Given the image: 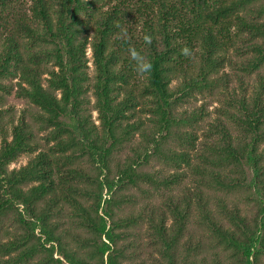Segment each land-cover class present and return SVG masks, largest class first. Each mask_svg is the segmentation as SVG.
<instances>
[{
	"label": "trees",
	"instance_id": "trees-1",
	"mask_svg": "<svg viewBox=\"0 0 264 264\" xmlns=\"http://www.w3.org/2000/svg\"><path fill=\"white\" fill-rule=\"evenodd\" d=\"M14 1L0 0L1 18ZM113 1L115 8L104 12L94 0H33L30 15H13L12 27L3 18L11 28L0 41V92L16 88L19 98L39 108L40 130L51 129L48 140L56 144L48 152L39 151L26 120L13 125L11 140L1 130L0 264H30L42 252L48 255L36 264H64L54 258L56 251L67 264L131 261L117 248L122 238L118 230L137 226L142 214L115 220L110 207L115 196L140 183L159 190L185 179L182 173L161 177L164 174L141 170L155 157L167 166L193 169L199 182L195 191L187 188L182 204L169 198L164 202L175 221L172 227L163 208L155 207L147 215L152 245L160 257L153 263H196L192 250L198 251V245L183 240L198 208L203 214L198 223L216 233L223 249L236 256L235 264H260L264 255L262 0H136L135 21L141 30L127 40L117 38L128 13L120 9L127 6L130 11L133 2L109 0ZM247 10L249 14L243 15ZM81 11H85L82 18ZM146 35L151 44L145 43ZM90 44L96 72L91 87L101 129L84 110ZM185 46L191 57L181 54ZM130 48L151 60L150 76L137 74ZM13 79L18 80L16 86L6 84ZM174 80H180L175 87ZM205 94L219 95L222 107L205 132L206 139L200 141L201 151L195 152L200 136L193 129L210 114L204 106L192 111L180 108ZM2 114L0 109V120ZM137 134L141 140L132 145L126 161L116 160ZM173 140L189 150L167 149ZM36 152L25 166L9 170L23 155ZM203 187L251 193L255 213L224 206L220 214L226 220L219 221L208 208ZM88 200L90 207L83 203ZM67 206L74 209L78 224L95 236L76 238L89 250L87 257L69 249L58 233L57 220ZM4 220L11 227L5 229ZM3 231L10 239L1 237ZM183 245L186 257L179 256ZM221 263L219 258L217 264Z\"/></svg>",
	"mask_w": 264,
	"mask_h": 264
},
{
	"label": "rangeland",
	"instance_id": "rangeland-1",
	"mask_svg": "<svg viewBox=\"0 0 264 264\" xmlns=\"http://www.w3.org/2000/svg\"><path fill=\"white\" fill-rule=\"evenodd\" d=\"M90 1V0H85ZM99 1L98 8L102 11H108L115 8L116 1L110 3L109 0H94ZM133 2V6L129 11L127 9H120L122 12L126 10L127 14L124 17V25L121 31V34L117 36L119 40H127L130 39L132 35L136 36L140 34L141 24L140 26H136V14L138 6L136 7V0H130ZM129 4V1L126 3ZM260 4H264V0L260 1ZM33 5V0H15L9 7H6V10L2 14L12 27L13 15H16L17 18L22 13H27L30 15V9ZM98 14V13H97ZM247 16L249 14V10L242 13ZM80 17L85 16V11H81L79 13ZM1 18L0 15V41L2 38L9 34L10 26H6L4 19ZM14 27V26H13ZM78 28V27H77ZM91 36V35H90ZM92 36L90 37V39ZM116 40V38H115ZM93 50L91 44L88 46L86 50V60L88 61L87 72L90 78V86L89 91L86 95L87 103L85 104L87 114H89L92 122L101 129L102 122L99 118V113L96 110V98L94 95L93 88L91 87L94 78H95V66H94V57ZM227 71H230L227 68ZM46 76L44 77V79ZM18 82L17 79H13L10 81H6V84L15 85ZM46 85L47 82L45 81ZM180 83V80H174L172 86H177ZM16 86V85H15ZM0 95L3 96V100L0 103V109L2 110V118L0 120V148L2 146V133L1 130H4L7 133V137L9 140L12 139V127L13 125H17L21 120H26V122L30 125L31 129L35 133V140H37V144H39V151H49V149L56 144L55 140L49 142V132L51 129L40 130L41 125L36 121V116L40 111L39 108L34 106L26 99H21L17 96L16 88L13 89L11 93L0 92ZM219 95L210 96L208 94L205 95H197L193 97L190 102L184 104L181 109H187L188 111H192L194 109H198L204 106L207 112L210 114V117H207L199 126L193 129V131L197 132L200 136L199 143L197 144V150L195 152L201 151L200 141L205 140V132L210 129L211 123L216 122L217 117L219 116V109L222 107L219 102ZM141 137L137 134L133 141L129 144L130 147L126 148L123 153L116 155V160L121 163L126 161V154L130 151L132 145H137ZM201 147V148H200ZM170 148L172 150H189L187 147L182 148L179 146V143L175 140L171 141L167 149ZM261 149H264V145H262ZM132 153V151H130ZM39 152L34 154H26L19 158L17 161L9 165V170H17L21 167L25 166L30 159L34 158ZM191 154H194V151H191ZM116 160H113V166L117 163ZM144 172H148L151 174H159L162 173L161 177H169L175 173H182L185 175V179L180 182L178 185L170 187V189L162 188L156 189L151 187V185L146 183H140L139 187H131L127 190L118 192L115 196V201L111 204V210L113 213V218L117 221L123 220L129 216H139L142 214V221L139 224L131 226V227H123L118 230V233L122 234L121 241L119 242L117 248L123 252L125 255L131 259V261H125V264H154L155 259H160L158 252L154 249L152 245L153 238L150 234V228L147 223V215L153 208H163L165 210L167 205H164V202L169 198L176 200V204L179 201H182V197L187 190L190 188L195 191V188L198 186L199 177H195V173L193 169L182 166L181 168H176L173 165L167 166L163 160H159L157 157L150 161L149 166H144L141 168ZM198 179V180H197ZM163 180V179H161ZM208 200V208L211 211V214L217 218L219 221H225L226 218L224 215L220 214V209L224 206H227L228 209L239 208L242 212L247 210L250 213H255V206L252 202L253 196L251 193H247L243 190L239 191H230L226 192L220 189L203 187ZM107 194V192L105 193ZM250 195V198H249ZM86 207H90L92 204V200H88L83 202ZM178 204H182L179 202ZM73 208L67 206L64 210V216L59 218L57 221L60 224L59 226V234H63L65 238V243L69 249L78 252L81 256L87 257L86 254L89 250L80 246L76 240L77 237H83L84 239L95 237L93 234H89L88 231L84 230L80 224H78L79 220L74 219L72 216ZM246 211V212H247ZM168 216V227H172L175 223L173 220L172 214L167 210ZM194 217L191 218L190 224L188 226V230L185 232L183 242H189L191 245L197 244L198 251L196 249L192 250V252H196L194 255L197 258L195 264H217V260L220 258L221 264H235L236 256L232 255L231 251H225L223 246L220 245L217 235L215 232L210 230L209 228L202 227L200 223H198L199 217H201L202 211L198 208L194 209ZM5 229L11 227V222L9 220H4ZM14 229L12 228V231ZM10 231V232H12ZM37 235H40V232L37 231ZM2 238L8 237L4 231L2 232ZM11 237V235H10ZM10 239V238H9ZM50 247V245H48ZM57 246V244H55ZM184 246V245H183ZM186 246L182 247L179 251V256L186 257L184 253ZM191 252V253H192ZM193 252V253H194ZM14 255V254H13ZM47 252H42L39 256L37 255L30 264H36L42 258L46 257ZM149 255H152L153 258L149 259ZM55 259H61L64 264H67L65 258L56 251L54 254ZM260 264H264V255L260 259Z\"/></svg>",
	"mask_w": 264,
	"mask_h": 264
},
{
	"label": "clouds",
	"instance_id": "clouds-1",
	"mask_svg": "<svg viewBox=\"0 0 264 264\" xmlns=\"http://www.w3.org/2000/svg\"><path fill=\"white\" fill-rule=\"evenodd\" d=\"M144 41L146 44H151V36L146 35ZM129 52L137 74L145 77L150 76L153 68L151 60L146 55L142 54V52L137 51L134 48H130ZM181 54L185 57H191L192 51L185 46L181 49Z\"/></svg>",
	"mask_w": 264,
	"mask_h": 264
}]
</instances>
